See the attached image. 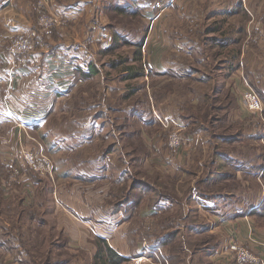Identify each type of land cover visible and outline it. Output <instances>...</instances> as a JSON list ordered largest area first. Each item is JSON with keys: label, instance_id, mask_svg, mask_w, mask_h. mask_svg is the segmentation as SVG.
<instances>
[{"label": "rangeland", "instance_id": "rangeland-1", "mask_svg": "<svg viewBox=\"0 0 264 264\" xmlns=\"http://www.w3.org/2000/svg\"><path fill=\"white\" fill-rule=\"evenodd\" d=\"M195 2L197 5H202L206 10H212L214 7H226L227 9L239 7L241 9L242 7L239 5L240 3L243 4L241 14L236 15L237 17H228V19L239 18L238 21L236 20L237 23H232L230 26L236 28L243 25V48L249 43L245 49L246 52L243 53V64L239 65L238 63V71L241 73V75L238 73V81H235L233 77H227L225 83L223 81L224 86L221 89L219 86L215 90L217 78L208 82L178 80V91L170 96L171 100L168 98L167 102L161 103V108L153 105L164 114L170 113L166 115L183 124L184 129L181 132V146L173 150L168 145L169 151L172 153L170 152L169 157L164 161L166 163L155 162L147 165L145 175V172L141 170L142 164L138 169L139 162H134L137 159L128 158V154L126 156V152L129 150L132 152L139 150L138 145L137 147L132 146L133 142L137 143L133 140H138L137 132L139 129L137 121L125 120V115L119 110L129 105H125L123 101L121 103L119 99H121V95L125 96L127 84L130 87H141L140 85L136 86V84L145 81L147 86L152 87L153 78L150 77L149 81L145 78H138L132 80V83L122 82L125 76L123 72L125 65L121 63H132L120 60L130 56L128 50L133 51L136 48L123 45L120 47L113 46L112 48L117 49L108 55V49L100 50L99 54L107 60L103 64L106 77L104 82L110 84L107 81L112 80L111 84H114V91L110 93L111 96L107 97L102 93V79L101 83L98 84V91L92 89L97 87L95 84L97 81L83 80V87L78 91L72 88V93H69L62 103L60 102L54 113L48 118L45 127L40 131L31 132L21 122L15 125V128L8 127L11 131L14 130L15 138H12L10 131L4 130L9 138H2V146L0 147L1 153L7 156L4 157L3 163H0V248L6 254H10L4 259L5 263L11 264L14 259L20 260L19 258L22 256L23 259L20 262L23 263L25 260L26 264H95L94 256L97 252L95 239L98 237L105 238L110 246L128 259L126 264H132L133 258L145 254L144 248L147 247L145 243L149 245L148 247H152L150 249L156 253L154 256L157 258L158 256L163 258L164 255L173 254L175 261L172 264H211L212 262V264H237L233 254L227 248L234 239L249 245L254 252H262L264 219L251 217L250 212L255 206L259 207L264 200V110L258 113L248 109L245 106L244 94L250 89L254 90L264 105V95L261 96L260 93L264 94V0H195ZM38 8H41L38 9L37 14L39 30L34 27L33 31H29L31 35L30 49L16 57L29 56L35 52L40 48L39 42L46 35L48 39L55 41L61 37L62 25L45 28L39 23V16L43 13H49V11L44 8L43 4H39ZM115 18L116 16L114 20ZM118 22H123L127 28H131L132 25L134 28V21L121 19ZM147 23L150 24L149 21ZM247 28L251 34L250 39L246 38ZM202 29L203 25L201 28L197 26L193 32H188V38L190 36L198 38L197 41L200 43ZM21 32L19 31L9 43L7 59L12 44L14 45L16 42V36ZM51 42L50 47L52 46ZM179 52L184 60L189 58L187 50L180 49ZM221 57L223 58V55ZM115 62H119L118 66ZM190 64L206 72L205 64L190 62L188 65ZM171 90L172 88L169 86L163 90V93L170 95ZM189 93L190 95H188ZM145 94L147 93L144 91L137 95L132 99L134 101L131 105L149 102L150 98H147ZM193 99H198V103L194 104ZM124 100H126L125 97ZM102 101L114 108L109 106V109L101 110L104 105L100 106L99 103ZM152 104L150 100L149 106ZM214 104L219 106V113L223 112L221 109L227 110L237 104L238 111L236 110V113L239 114V118L258 120L259 126H255L256 130L250 131V133L257 132L256 137L259 138V142L253 138L248 142L239 140L233 143L226 142V145L221 146L224 148L221 153L226 151V153L228 152L227 155L231 157V159L222 161V170L229 172L227 167L229 161L235 162V165L242 164V168L246 164L253 167L247 169L248 174L238 173L237 175L234 172L235 175H227L224 178L228 183L214 182L211 187L201 184L202 181L198 183L202 177L198 180L196 172L177 176L178 173H181L178 170L175 175L170 172L167 175V171L163 169L170 170L171 166L169 165L174 164V155L183 153L185 151L183 147L189 145L186 138H192L191 134L184 135L187 129L184 121L171 116L179 114L181 110L187 115H191L197 113L196 109L201 110L209 105L214 108ZM126 110L128 111V108ZM157 110L156 113L158 114ZM101 113L107 115L105 123L99 120L103 122L105 128L101 129L99 133L96 131L97 134L101 135L90 138L92 133H90L89 127H91V120H94L93 117L95 118L93 115L97 114L98 116ZM156 113L153 111L155 118ZM145 114L147 116V113ZM106 122H108L107 125ZM236 128L238 125H235ZM147 130L149 138H154L158 132L151 134V130H155V128H147ZM204 134L205 132H200V137L197 138H201ZM82 138L88 139L83 140ZM107 138L113 142L109 146L116 150V156L111 160L116 167L114 173L105 175L96 172L97 165L106 163L97 159L96 154L100 153L99 150L101 149L105 150L108 145L107 140H109ZM120 138L124 142L122 145H119L118 139ZM155 138H168L169 141V133L168 137L164 133L162 136H155ZM159 146L165 151L164 142L162 145L157 142L155 148L158 149ZM140 149L142 150V148ZM153 149L154 147L149 151L151 152ZM25 151L35 154L43 152L49 157L54 163L53 172L49 173L51 175L48 173L46 174L49 176L38 174L27 163L24 156ZM197 151V157H199L203 151ZM206 152L208 153V148ZM82 155L83 157H81ZM185 156L186 165L193 164L188 155ZM124 165L130 169L132 167L134 173L131 171L124 172ZM211 165L214 166V164ZM193 166L196 168V163ZM156 167L160 168L159 173L153 171ZM180 177H183V181H179ZM142 179L147 183L146 186H139V181ZM195 187L197 190H204L207 194L210 192L218 193L219 191V194L225 193L227 204L226 207L220 206V212L227 215V223L221 224L223 232L219 235L209 232V229L213 227L210 222L213 220L211 217L212 208L197 206V202L192 203L193 201L189 207H186L188 196L193 193ZM139 188L142 190L139 191ZM176 188L179 197H177V204L173 209L168 211V209H159L158 206L160 215L154 212L157 219H154L153 216L150 219L146 218L149 210L152 213V209L156 208L155 200L164 194L166 198L172 197L171 199H174ZM125 195L131 197L130 201L135 202L137 206L131 204L128 207L125 204ZM143 199L148 201L150 206L140 207L139 204L140 202L143 203ZM159 204L163 206L164 200L160 201ZM220 208L214 209L216 211ZM215 214H218L217 211ZM229 227L232 231L231 235L229 234ZM257 231L259 236H257ZM173 232L176 233V236L170 241L168 247L161 251L160 246L156 247L157 249L153 248L155 245L151 243L156 242V236H170L173 235ZM236 235L242 237V240L236 238ZM257 237L263 241H259ZM210 251L212 255L209 257ZM217 256L218 260H216Z\"/></svg>", "mask_w": 264, "mask_h": 264}, {"label": "crops", "instance_id": "crops-1", "mask_svg": "<svg viewBox=\"0 0 264 264\" xmlns=\"http://www.w3.org/2000/svg\"><path fill=\"white\" fill-rule=\"evenodd\" d=\"M39 4H43L49 13L66 18L69 17L70 19L65 25H62L60 30L62 34L57 41L48 39L46 35L39 42L40 48L29 56L16 57L15 61L11 63L6 58V54L13 37L21 30L33 31L34 27L39 30L37 26ZM239 6L243 8V4L240 3ZM242 8L214 7L212 10H206L202 5H197L195 0H177L174 5L162 11L156 7L154 0H0V147L2 146V138H9V135L4 130L10 131L12 138H15L14 130L12 129L11 131L8 128L9 126L15 128V125L21 122L31 132H38L45 127L48 118L54 113L56 107L59 106L60 102L62 103L69 93H72V88L78 91V89L83 87V80L89 82L97 81L95 83L97 87L92 89L93 91H98V84L101 83L102 79V93L107 97L111 96L110 93L114 91V84H111L112 80L107 81L110 84L104 82L106 77L103 64L107 60L99 52L100 50L108 49V55L112 52L111 48L113 46L120 47L123 45L140 50L141 63L144 67L143 78L147 81H149L150 77L153 78L152 87L150 85L147 86L145 81H140L136 84V86L140 85L141 87H130L127 84V89L124 92L125 96L121 95V99L118 96L121 103L123 101L125 105H129L126 108H120L119 111H122L125 115V120L137 121L139 129L137 132L138 140H133L137 141V143L133 142L134 144H132V146L136 147L138 145L139 150H134L135 152L129 150L126 152V156L128 154V158L137 159L138 161L134 162H139L138 169L140 164H142L141 170L146 175L147 165L155 162L166 163L164 161H166L171 152L167 144L168 138H155V136H162L164 133L168 137L169 130L160 125L158 116L166 117L170 113L164 114L154 106L161 108V103L167 102L168 98L171 100L170 96H173L178 91L177 81L187 79V81L208 82L217 78L215 90L219 86V89L224 86L223 81L225 83L227 77H233L235 81H238V73L240 71H238L237 62L239 65L243 64V53L246 52L245 49L249 43L243 48V25L236 28L230 26L232 23H237L239 18L228 19V17H237L236 15L241 14V10L243 11ZM121 19L134 21V28L132 24L131 28L125 27L123 22H118ZM201 25H203V32L200 43L197 41L198 38H193V36L188 38V32H193L197 26L201 28ZM226 30L231 32L229 36H226ZM250 36L249 28H247L246 38L250 39ZM227 41H229L230 49L234 47V59L227 56ZM50 42L52 43L51 47ZM237 47L240 49L238 57H236ZM180 49L187 50L189 56L187 60H184L179 52ZM136 50L127 51L130 56L125 58L129 63H134ZM221 55H223V58ZM190 62L205 64L206 72L204 70L201 71L200 68L193 64L188 65ZM123 70L125 75L124 79H122L123 83H132V80H136L133 77L130 78L129 71L125 68ZM169 86L172 88L171 92H169L170 95L163 93V90ZM144 91L147 93L145 96L150 98L149 102L147 100L146 104L139 102L131 105L132 101H134L132 99ZM124 97L126 100H124ZM104 100L106 99L104 98ZM150 100L153 103L152 106H149ZM198 101V99H193L194 104H197ZM99 105H104L103 109H101L103 111L104 108L109 109V106L112 109L114 108L104 101L100 102ZM214 106V108L209 105L201 110L196 109L197 113L191 115H187L181 110L179 114L171 116L184 121L187 128L186 131H189V133L185 131L184 135L191 134L192 138H186L189 145L183 147L185 150L183 153L174 155V164L169 165L167 163L171 166L170 170L167 168L163 169L167 171V175H169V172L175 175L178 170L181 173H178L177 176L196 172L198 180L202 177L199 181L197 180L198 183L202 181L201 184L211 187L214 182L228 183L224 180L227 175L249 173L247 169H251L253 166H247L248 164H246L242 168V164L235 165V162L232 161L227 163L229 172L222 170V161L231 159V157L227 155L228 152L226 153V151L221 153L223 152L222 149H224L221 146L226 145V142L233 143L239 140L248 142V140L253 138L259 142V138L256 137L257 132H254V134L250 133V131L256 130V127L259 126L257 124L258 120L254 121V118L253 120L252 118L249 120L239 118V114L236 113V110L238 111L237 104L234 107L231 106L233 109H221L223 111L221 113L218 111L219 106L215 104ZM127 108L128 111L126 110ZM150 108L151 110H149ZM153 111L156 113V118L153 116ZM228 112L229 114L227 115ZM145 113H147V116ZM93 116L95 118L93 117L94 120H91V127H89L90 133H92L90 138L95 135L97 137L101 135L97 134L96 131L99 133L101 129L105 128L102 123L107 119V115L104 113L98 116L94 114ZM107 124L108 122H106ZM235 125H238V128L235 129ZM147 128H155V130H151V134L158 131L154 138H149ZM200 132H205L206 135L204 134L203 138H197L200 137ZM195 136L196 138H194ZM82 139L87 140L88 138ZM118 140L119 145L124 144L121 138ZM157 142H159V145L164 142L165 151L160 146L158 149L155 148ZM107 144L105 150L101 149L99 150L101 152L96 154L97 159L106 162L103 165H97L96 172L104 173L105 175L114 173V168L116 167L111 161L116 156V150L109 146L113 142L109 139ZM153 147L154 149L150 152L149 150ZM207 148L208 153L206 152ZM197 150H202L203 155L200 153L201 155L197 157ZM186 154L191 163H196V168H193L195 167L193 164L186 165L184 161ZM4 157L7 156H4L0 151L1 164ZM175 163L177 164L175 165ZM211 164H214V166ZM123 169H125L124 172L131 171V173H134L132 167L130 169L124 165ZM153 171L159 173L160 168L156 167ZM180 178L179 181H183V177ZM139 182L141 187L147 185L143 179ZM141 190L139 188V191ZM201 190H197L196 187L193 188V193L188 196L186 207H189L191 201H193L192 203L197 202V206L207 209L212 208L211 217L213 220H210V222L213 227L209 229V232L219 235V233L223 232L221 224L227 223V215H223L220 212V206L226 207V195L225 193L219 194L220 191L207 194L204 190ZM175 192L174 199H171L172 197L170 199L166 198L165 194L159 196L155 200L156 208L152 209L153 214L149 210L150 212L146 218L150 219L153 216L155 217L154 219H157L156 216L160 215L159 209L161 208L168 209V211L172 210L177 204V197H179L177 188ZM124 199L128 207L131 204L137 206L135 202L130 201L131 197L129 198V196L126 197L125 195ZM162 200L165 202L163 206L159 204ZM142 202L139 204L140 207L150 206L148 201L146 202L143 199ZM158 206L160 207L159 209ZM214 208H220L216 210L218 214H215ZM154 212L157 215H154ZM140 215L142 216L141 212ZM229 229V234L231 235V228L229 227ZM257 236H259L258 231ZM239 237V235H236V238L242 240V237ZM257 239L259 241L262 240L260 237H257ZM145 246L148 247L149 245L145 243ZM156 247L158 246H153L154 249H157ZM163 248L160 246V251ZM144 249L146 251L147 248L145 247ZM145 254L150 258V261L145 264H171L166 255L163 258L157 255V258L154 256L156 253L152 250L151 252L146 251ZM9 255L0 248V264H7L4 259L9 257ZM211 255L210 251L209 257ZM19 256L21 255L19 254ZM21 257L19 258L20 260L13 258L14 261L11 264H26L20 262L23 259ZM216 260H218V256Z\"/></svg>", "mask_w": 264, "mask_h": 264}, {"label": "built area", "instance_id": "built-area-1", "mask_svg": "<svg viewBox=\"0 0 264 264\" xmlns=\"http://www.w3.org/2000/svg\"><path fill=\"white\" fill-rule=\"evenodd\" d=\"M175 3L176 0H154V4L157 8H160L161 11L174 5ZM69 19V17L66 18L55 14L53 15L49 13H43L39 16V23L45 28H51L54 25H65ZM21 31L22 32L16 36L15 44H12L10 51L8 52V60L10 62H14L18 54H23L30 49L31 35L27 30ZM244 95V100L246 103L245 106L248 109L258 113L263 112V102L254 90L250 89ZM158 121L164 128H167L169 130V147L173 150L179 148L182 144L181 132L184 129L183 124L168 116L164 118L158 116ZM24 156L27 163H29L38 174H49L53 172L54 163L43 152H37L35 154L30 151H25ZM48 174L46 175H51ZM262 246V252L257 253L254 252L248 245L238 242L234 239L228 244L227 248H229V250L233 254V257L236 260L237 264H264V244H262ZM146 248L147 252H151V249L149 247ZM132 261V264H145L146 262L150 261V258L148 255L143 254L141 256L133 258Z\"/></svg>", "mask_w": 264, "mask_h": 264}, {"label": "trees", "instance_id": "trees-1", "mask_svg": "<svg viewBox=\"0 0 264 264\" xmlns=\"http://www.w3.org/2000/svg\"><path fill=\"white\" fill-rule=\"evenodd\" d=\"M226 31H227L226 36H229L231 32L229 30H226ZM228 40H229V37H228ZM226 45H227V50H226L227 56L234 59V53H233L234 47L231 49L229 48V41H227ZM115 49L117 48H111L112 51H114ZM239 50H240L239 47H237L236 57H238V54L240 52ZM134 58H135V61L132 64H126V63H121V64L125 65L124 68L127 71H129L130 78L131 77H133V79L143 78L144 77V67L141 63L140 50L138 48L134 54ZM120 61H127V59L124 57ZM119 62H115L116 66H118ZM237 66H238V62H237ZM260 93H261V96L264 95L262 92ZM255 209L257 210L254 212ZM250 216L260 217L264 219V200H263V203L259 205V207L255 206V208L250 212ZM175 236H176L175 232H173V235H170V236H161V237L157 236L156 242L152 244L155 246H161L164 248L168 247V245L170 244V241L173 240ZM95 240H96L95 243L97 246V252L94 256L95 264H126L128 262V259H126L124 256L119 254L117 250H115L112 246H110L105 238L98 237ZM168 259H169V262L172 264L175 261V256L171 254L168 256ZM23 263H26V261H24Z\"/></svg>", "mask_w": 264, "mask_h": 264}]
</instances>
